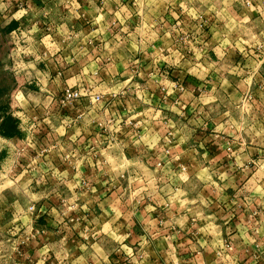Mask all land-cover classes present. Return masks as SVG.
<instances>
[{
	"label": "crops",
	"instance_id": "0c3cea01",
	"mask_svg": "<svg viewBox=\"0 0 264 264\" xmlns=\"http://www.w3.org/2000/svg\"><path fill=\"white\" fill-rule=\"evenodd\" d=\"M245 1L0 0L47 53L0 136V264H264V0ZM65 85L83 95L59 105Z\"/></svg>",
	"mask_w": 264,
	"mask_h": 264
},
{
	"label": "rangeland",
	"instance_id": "374dc122",
	"mask_svg": "<svg viewBox=\"0 0 264 264\" xmlns=\"http://www.w3.org/2000/svg\"><path fill=\"white\" fill-rule=\"evenodd\" d=\"M181 1L199 6L200 4L210 1L217 4V2L221 0ZM22 7H25V5L23 4ZM25 8L27 13L30 12V4ZM2 14H4V11L1 10L0 7V126L2 125L4 129L10 130L12 126L16 129L18 128L15 109H17V105L20 103L19 99L21 95L19 94L20 92L17 93L16 90H19V87L22 85L26 86V89L27 86L35 88L33 81H31V83H26V81L31 80L32 77L31 65L34 61H38L39 59L45 61L47 53L42 54L41 51L39 52L37 50L41 45H36L37 38L34 34L36 24L33 23V19H31L29 14L26 15V20H24L23 17L20 19L17 28L15 27L9 31L5 30L7 21H5L6 19ZM45 25L46 22L40 24L39 27ZM43 31H46V28L43 29ZM20 59L28 60L30 65H26V63ZM38 64L42 67L41 61H39ZM38 64L35 62L36 67ZM0 136L2 135L0 134ZM1 140L0 137V159L3 157V150L6 147H11L12 144L14 146V142H11V140ZM6 183L11 182L7 181ZM0 254H2V250Z\"/></svg>",
	"mask_w": 264,
	"mask_h": 264
},
{
	"label": "built area",
	"instance_id": "2783aa9c",
	"mask_svg": "<svg viewBox=\"0 0 264 264\" xmlns=\"http://www.w3.org/2000/svg\"><path fill=\"white\" fill-rule=\"evenodd\" d=\"M248 2H249L248 0L245 1L246 4ZM189 15L193 19L196 20V26H198L199 28L205 29V27L207 26L208 19L210 18L211 15H213V11H209V12H204L203 11L202 12V11H198L197 10V11H192V13H190ZM204 15H206L208 17H206ZM27 83H31V81L27 82ZM81 95H83V94L81 92V88L80 87H73V86L65 85L59 90L58 94L56 95V99H57V103L59 105H63V104H65L67 102H70L73 99H75V98H77V97H79ZM100 97H101L100 93H93V94L90 95L89 101L91 103H96L97 101L100 100ZM16 118H17V122H18L17 115H16ZM116 119H117V121L112 119L109 122V123H113L112 124L113 125L112 128H109V127L105 128L104 126L102 127V129H101L102 130V135H105V136L107 135V136L110 137V136H112V132H118L119 131V128L121 126V124H120L121 120L118 119V118H116ZM169 137H170V135H169ZM110 139H111V137H110ZM165 151L167 152V149H165ZM63 157L66 158L67 155L63 154ZM153 165L155 167H158V166L161 165V161L160 160H155ZM180 168L183 169L184 167L180 166ZM118 177L119 178L124 177L130 182L134 181V180H138V179L142 180V182L148 181V178H145L141 173H138V174L136 173L135 174V172H129V173L126 174L125 172L122 171L121 173H119ZM71 206H72V204H66V209H70L71 210ZM27 209L31 211V210H34L35 208L33 207V204H29L27 206ZM68 219L70 220L71 218L68 217Z\"/></svg>",
	"mask_w": 264,
	"mask_h": 264
},
{
	"label": "trees",
	"instance_id": "16d2710c",
	"mask_svg": "<svg viewBox=\"0 0 264 264\" xmlns=\"http://www.w3.org/2000/svg\"><path fill=\"white\" fill-rule=\"evenodd\" d=\"M15 26H16V21L11 19L7 22V24L5 26V30L9 31V30L13 29ZM0 134L2 136H6V137H12V136H19L20 132H19L18 128L16 129L13 126H12V129L8 130V129H4L3 126L1 125L0 126Z\"/></svg>",
	"mask_w": 264,
	"mask_h": 264
}]
</instances>
